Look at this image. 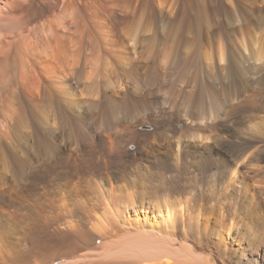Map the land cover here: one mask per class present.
<instances>
[{
	"label": "bare ground",
	"instance_id": "bare-ground-1",
	"mask_svg": "<svg viewBox=\"0 0 264 264\" xmlns=\"http://www.w3.org/2000/svg\"><path fill=\"white\" fill-rule=\"evenodd\" d=\"M0 264H264L254 0H0Z\"/></svg>",
	"mask_w": 264,
	"mask_h": 264
},
{
	"label": "rangeland",
	"instance_id": "rangeland-1",
	"mask_svg": "<svg viewBox=\"0 0 264 264\" xmlns=\"http://www.w3.org/2000/svg\"><path fill=\"white\" fill-rule=\"evenodd\" d=\"M232 1H236L237 2V5H239L240 4V0H232ZM255 1V6H256V8L259 10V11H261V14H262V18L264 19V4L262 3V1L261 0H254ZM221 5H223V7H225L226 5H225V2H222L221 3ZM221 7V6H220ZM223 7H221V9L223 8ZM203 30H205L204 29V27H203ZM260 36V35H259ZM259 38V37H258ZM262 37H260V39H261ZM126 136V135H125ZM127 137V136H126ZM237 167V166H236ZM26 246L28 245L29 246V243H26L25 244ZM27 246V247H28Z\"/></svg>",
	"mask_w": 264,
	"mask_h": 264
}]
</instances>
